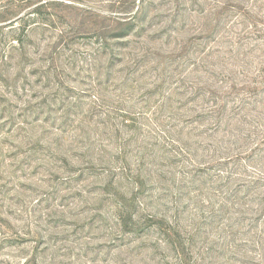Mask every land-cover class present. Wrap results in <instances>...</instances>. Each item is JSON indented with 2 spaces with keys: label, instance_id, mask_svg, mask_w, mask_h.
Wrapping results in <instances>:
<instances>
[{
  "label": "rangeland",
  "instance_id": "obj_1",
  "mask_svg": "<svg viewBox=\"0 0 264 264\" xmlns=\"http://www.w3.org/2000/svg\"><path fill=\"white\" fill-rule=\"evenodd\" d=\"M118 1L0 0V264H264V0Z\"/></svg>",
  "mask_w": 264,
  "mask_h": 264
},
{
  "label": "trees",
  "instance_id": "obj_2",
  "mask_svg": "<svg viewBox=\"0 0 264 264\" xmlns=\"http://www.w3.org/2000/svg\"><path fill=\"white\" fill-rule=\"evenodd\" d=\"M119 3H122V1H118ZM131 5L129 6V9H126L128 6L129 1H125L124 2V7L123 5L121 6V10L124 9L123 12H128L126 14V16H118L116 17L117 19L115 20V27L112 28V31L109 33V35L106 38V41L109 40H118V42L115 45L121 44L122 42H120V40L126 39V38H130L131 35H136V34H140L143 33L142 31L145 30L144 27V23H141V14L143 13V9L145 8L144 2L141 3H137V0H132L130 1ZM140 4V5H139ZM133 8H135V12L133 10ZM111 30V28H108L109 32ZM16 40V42H20V38H14ZM129 40V39H128ZM130 41V40H129ZM130 43V42H129ZM131 44V43H130ZM108 43L107 42H102L101 44V48H102V56L104 57V61H107V65H106V72H110L113 70V67L115 65L114 63V58L112 57V55L109 51H107V47H108ZM120 56H123L124 53L122 51H120ZM133 121L130 120V118H127L125 120V125L128 127L129 123Z\"/></svg>",
  "mask_w": 264,
  "mask_h": 264
}]
</instances>
